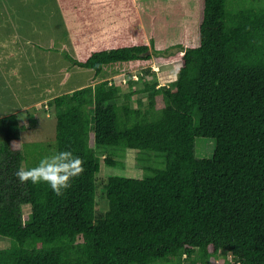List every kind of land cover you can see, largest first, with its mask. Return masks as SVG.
I'll return each instance as SVG.
<instances>
[{"label":"trees","instance_id":"16d2710c","mask_svg":"<svg viewBox=\"0 0 264 264\" xmlns=\"http://www.w3.org/2000/svg\"><path fill=\"white\" fill-rule=\"evenodd\" d=\"M59 1L95 9L86 28L95 46L83 59L70 56L95 77L47 101L57 121L55 151L71 150L84 171L59 196L46 183H21L18 168L37 165L45 148L23 142L16 112L0 116V237L11 240L0 248V264H154L177 257L184 264H218V257L264 264V0H202L200 18L185 22L169 46H158L154 34L148 42L142 32L109 45L95 7L111 0ZM172 46L181 48L167 52ZM154 57L177 64V77L147 80ZM116 71L138 72L144 86L123 92L109 78ZM136 92H147L146 103L139 97L132 105ZM198 137L214 139L211 156L197 154ZM128 148L161 152L166 165L145 164L152 172L143 176L108 175L101 215L103 156L123 167Z\"/></svg>","mask_w":264,"mask_h":264},{"label":"rangeland","instance_id":"374dc122","mask_svg":"<svg viewBox=\"0 0 264 264\" xmlns=\"http://www.w3.org/2000/svg\"><path fill=\"white\" fill-rule=\"evenodd\" d=\"M201 5L202 0H111L95 8L102 10L98 21L100 36L109 45L116 44L118 40L119 43L126 34L130 38L133 35L141 37L139 33L142 32L148 42L154 34L158 46H169L185 30V22L200 18ZM87 6L77 7L72 1L62 3L59 0H0V116L16 112L24 125L21 131L23 142L39 141L42 147H34L33 151L45 148L44 155L53 153L57 144L56 116L47 101L58 93L91 83L95 77L94 70L74 65L70 57L83 59L95 46L93 40L88 39L90 30H86L89 28V12L95 9ZM92 17L98 18L95 14ZM129 23H133L134 28L127 29V26L123 29V25ZM180 48L172 46L167 52H177ZM157 60L154 57L155 70L148 74L147 80L165 84L177 77V64ZM112 76L123 92L144 86L140 77L130 80L129 74L117 71L109 78ZM146 94L134 93L132 105H138L139 97L146 103ZM32 119H35L34 123ZM214 148V139H196L199 156H211ZM104 156L97 176V211L101 215L108 205L102 194V181L108 175L143 176L152 172L149 168L144 169L145 164L150 168L166 165L164 154L154 150L140 152L137 148H128L124 157H120L124 161L123 167L106 164ZM31 209V204H23L24 213H29ZM10 244L9 238L0 237V248ZM184 263L183 258L177 257L169 261L159 259L154 264Z\"/></svg>","mask_w":264,"mask_h":264},{"label":"clouds","instance_id":"9594fccd","mask_svg":"<svg viewBox=\"0 0 264 264\" xmlns=\"http://www.w3.org/2000/svg\"><path fill=\"white\" fill-rule=\"evenodd\" d=\"M83 163L82 158L71 150L55 151L42 157L33 167L28 168L21 164L15 175L21 183H46L59 196L71 187L74 178L83 173ZM227 258L232 260V255L228 254ZM220 260L218 257V262Z\"/></svg>","mask_w":264,"mask_h":264},{"label":"built area","instance_id":"2783aa9c","mask_svg":"<svg viewBox=\"0 0 264 264\" xmlns=\"http://www.w3.org/2000/svg\"><path fill=\"white\" fill-rule=\"evenodd\" d=\"M129 78L130 79H138L140 76V74L138 72H135L134 74H129ZM113 77V76H112ZM132 77V78H131ZM125 81H127V79H125Z\"/></svg>","mask_w":264,"mask_h":264}]
</instances>
